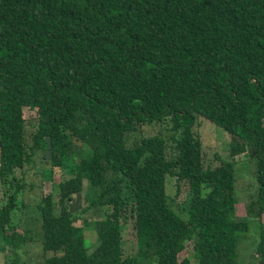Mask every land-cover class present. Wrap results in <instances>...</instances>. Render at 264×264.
Returning a JSON list of instances; mask_svg holds the SVG:
<instances>
[{
  "label": "trees",
  "instance_id": "1",
  "mask_svg": "<svg viewBox=\"0 0 264 264\" xmlns=\"http://www.w3.org/2000/svg\"><path fill=\"white\" fill-rule=\"evenodd\" d=\"M200 117L230 136V159L215 153L218 163L204 164ZM153 124L164 129L146 134ZM40 151L50 168L38 169ZM242 153L256 181L246 209L259 219L264 0H0L1 264H27L19 254L37 238L40 264H237L238 235L251 225L235 215L233 157ZM35 169L58 197L43 193L31 206L22 194ZM168 177L188 184L182 214ZM29 207L34 215L21 220ZM125 210L135 229L129 255ZM87 225L96 229L91 251ZM258 228L264 264V222Z\"/></svg>",
  "mask_w": 264,
  "mask_h": 264
},
{
  "label": "rangeland",
  "instance_id": "2",
  "mask_svg": "<svg viewBox=\"0 0 264 264\" xmlns=\"http://www.w3.org/2000/svg\"><path fill=\"white\" fill-rule=\"evenodd\" d=\"M33 111L26 110V116L28 120L26 122V134L27 138H29V133L33 131L32 122L33 118L31 115ZM160 128L164 129V126L160 124H153L145 126L146 134H154L157 133ZM195 131L199 133L201 142H202V152H203V161L205 165L214 166L218 163V160L214 157V154L217 153L219 156L223 158H229V142L230 136L224 132L221 128L211 123L207 119L200 117L199 123L194 127ZM29 141V139H28ZM36 165L38 169H47L50 168L51 163L49 160L48 153L45 151H40L38 153V157L36 158ZM233 160L236 162L235 173H236V186L238 190V196L240 198V202L236 204L235 215L239 219L248 218L251 220V225L249 231L247 233H240L238 235L237 244H236V252H237V264H260V257L255 251V245L258 238V221L264 222V213L258 219L255 215L256 207H253L251 213L247 212L246 205L249 202V199L255 195L256 191V181L254 179L253 174V164L249 159L247 153L238 154L233 157ZM28 170L27 171V180L34 184V188L31 190H26L22 196L28 201L29 205H34L38 199L40 194H45L48 192L54 193V198L57 199L58 195L54 191V185L49 181H41V175L39 174V170ZM62 179L68 178L69 174L65 171L61 174ZM29 186V185H28ZM207 188H202V193L205 194L207 192ZM166 192L173 200L174 209L182 214V208L185 206L188 199V184L185 180L176 181L173 177H168L166 182ZM82 204L81 192H78L74 195V199L70 202V209L72 211L78 212L80 210ZM109 207H104L103 213L108 212ZM32 207H29L25 210V213H19L21 220H25L29 215L34 212L31 211ZM123 230H122V247L123 253L125 255H129L134 252L135 249V229L133 227V218L129 214L128 210L123 212ZM77 224H81L79 221ZM23 223L20 222V225L17 227L18 232L23 230ZM84 238L85 244L88 248V251H91L95 245L97 244V236L95 226L87 225L84 227ZM30 235V233H27ZM34 239H36V234L34 233ZM34 244H31L30 247L24 252L19 254L21 260L26 261L27 264H40V260H42L43 253L41 250V245L36 239ZM189 253L190 250L187 249ZM7 254L9 252H6ZM0 254V264L3 260V257Z\"/></svg>",
  "mask_w": 264,
  "mask_h": 264
}]
</instances>
